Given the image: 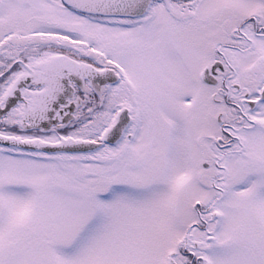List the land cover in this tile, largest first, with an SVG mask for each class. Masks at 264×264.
Instances as JSON below:
<instances>
[{"label":"snow or ice","instance_id":"1","mask_svg":"<svg viewBox=\"0 0 264 264\" xmlns=\"http://www.w3.org/2000/svg\"><path fill=\"white\" fill-rule=\"evenodd\" d=\"M0 264H264V0H0Z\"/></svg>","mask_w":264,"mask_h":264}]
</instances>
